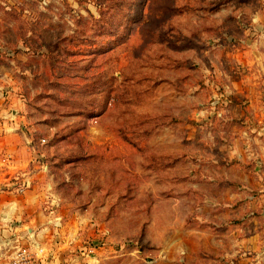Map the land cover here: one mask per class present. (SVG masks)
Listing matches in <instances>:
<instances>
[{
	"label": "rangeland",
	"instance_id": "374dc122",
	"mask_svg": "<svg viewBox=\"0 0 264 264\" xmlns=\"http://www.w3.org/2000/svg\"><path fill=\"white\" fill-rule=\"evenodd\" d=\"M262 1L0 0V125L28 136L37 154L30 167L38 168L41 184L52 183L45 191L58 198L63 218L53 223L74 241L60 247L65 264L200 263V246L216 245L185 229L190 214L214 215L207 202L232 193L241 199L235 225L253 211L264 214L263 174L261 184L247 179L250 190L206 182L229 175L219 165L247 155L249 144L264 148L260 109L248 110L246 97L241 108L233 105L223 81L210 77L211 69H232V43L223 33L242 42L260 32L245 27L257 24L252 15ZM241 111L249 123L238 122ZM228 118L229 133L221 128ZM240 168L233 175L242 182ZM22 187L15 195L33 191ZM125 194L133 199L124 206ZM51 225L6 227L0 264L54 259L60 237L37 236L44 227L55 230Z\"/></svg>",
	"mask_w": 264,
	"mask_h": 264
},
{
	"label": "crops",
	"instance_id": "0c3cea01",
	"mask_svg": "<svg viewBox=\"0 0 264 264\" xmlns=\"http://www.w3.org/2000/svg\"><path fill=\"white\" fill-rule=\"evenodd\" d=\"M252 16L253 23L255 22L257 24L245 28H251L250 31L252 28H255L260 32L253 33L254 37L242 40V42L237 40L232 33H223L222 35L227 38V41L232 43L230 47L231 54H227L226 57L229 59L228 61L232 63L233 70H227L225 68L211 69L210 77H215L214 79L219 78L223 81V85L220 86V89L227 88L230 90L232 95L230 102H232L233 105L241 108L240 99L244 97L247 99L249 98V101L245 102L247 103V109L259 108L261 112L257 117L261 119L264 125V1L261 2V8ZM236 24L240 26L239 22ZM215 39L216 38H214V41L218 42L221 40V37H219L218 40ZM239 43L242 45H239ZM220 60L223 61V58L220 57ZM257 98L261 99V105L258 104L259 100ZM235 115L239 120L238 122L247 124L250 121V118L245 116L244 111H241V114H239L241 116L238 114ZM238 122H234V124H238ZM170 124L171 123H169V125ZM232 125L233 124H230V118H228L226 122L224 121L221 124V128L223 131L229 133V129ZM262 127L264 131V126ZM9 130V125H0V187L8 188L0 194V241H2L6 235H9L8 233H10V231L7 228H10L9 226H11V224L13 227H11L10 230L15 229V227H18L16 229H23L25 227H30L31 229V227H38L47 222H52L53 225L51 226L54 227L55 224L53 221L57 222L63 219L58 214V198H53L51 195L48 196V192L45 191V189L49 191L52 189V183H46V181L43 180V182H45L41 184L42 177L38 168L32 169L30 167V162L33 157H37V154L30 148L28 136H25L23 133L15 136L16 134L14 135L7 132ZM154 134L155 132L152 133L151 136ZM243 136H246L249 142L255 140V138L250 137V133L244 132ZM220 137L221 139H225V136L220 135ZM22 139L27 141L26 145L23 143ZM107 149L109 148H104L105 151ZM237 157L243 159L247 157L249 160L253 159V163L255 164L252 163V166H245L242 162L237 160ZM3 158H7V164L5 166L2 162ZM231 159V161L226 163L220 164L219 162V166L223 167L222 169L229 173V175L219 181L212 179L209 181L207 177L206 182L209 184L218 183V185H225L236 190H250L248 183L253 182H247L248 178L253 180L256 184L262 183L261 178L263 177L261 174L264 175V148H260L258 151L250 150L249 144L247 155L238 153L236 160H234V156H232ZM243 161L246 162L245 160ZM175 164L173 163L172 165L175 166ZM236 166L245 169L243 170L244 179L242 182L234 179L233 169ZM152 167H155L153 168L154 171H161V169H164V167ZM41 168L43 178H45L44 174L49 171L48 166H43ZM242 168H240V170ZM246 169H248V171H246ZM194 173L195 172H193V174ZM250 173L256 177H251ZM194 177L198 179L203 178L202 173L199 172H196ZM169 181L173 184H177V178L175 177L170 178ZM197 182L198 181L195 180L192 183L194 184ZM21 183L23 184L22 188H33V191L26 190L23 196L15 195L14 188L18 185H22ZM40 188L43 189L45 193L37 194L36 191ZM10 190H12L13 193H11L12 191ZM44 194L46 196H44ZM232 195L230 198H225L224 201L221 202H207V204L211 206L214 205L213 213L216 214L202 215V213H199L197 210L186 218V230L202 233L207 240L208 238L213 239L216 245L214 248L207 244L201 245L200 253L203 254L205 260L196 264H264V214H256V212L253 211L250 215L248 214L250 216L248 218L242 216V227H240V225H235L236 223L234 221L240 219L237 210L239 209L241 199L237 198V193H232ZM47 197H49V202H47ZM130 197L131 198L126 197V194L122 196L120 204L125 206L131 203L133 197ZM250 198L255 199L252 196ZM229 199H231V202H229ZM47 203L48 205L57 204L55 207L48 206L47 208ZM226 209H230V215L227 214V212L224 214ZM231 216L233 220H231ZM27 231L29 230L27 229ZM47 233H52V236L54 233L55 235L57 234L60 237L59 242H61V244L58 246L57 251L55 250L56 247L53 249L54 259L46 264H65L63 256L61 254L59 255L60 247L63 249L64 247H69V243L71 244L73 239L71 240L69 237L67 239L64 238L65 230L61 224H56L55 230L50 227L47 229L44 227L37 236L43 237L44 235H48ZM47 243L49 244L50 241ZM154 249L155 248H152V250ZM164 251L165 250L161 249L160 246L156 249V252L160 254H163ZM89 263L95 264L94 262ZM70 264L81 263L79 261H74ZM184 264L188 263L185 262Z\"/></svg>",
	"mask_w": 264,
	"mask_h": 264
},
{
	"label": "built area",
	"instance_id": "2783aa9c",
	"mask_svg": "<svg viewBox=\"0 0 264 264\" xmlns=\"http://www.w3.org/2000/svg\"><path fill=\"white\" fill-rule=\"evenodd\" d=\"M94 247H95V245H94Z\"/></svg>",
	"mask_w": 264,
	"mask_h": 264
}]
</instances>
